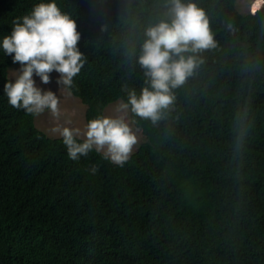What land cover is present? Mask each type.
Segmentation results:
<instances>
[{"label": "trees", "instance_id": "16d2710c", "mask_svg": "<svg viewBox=\"0 0 264 264\" xmlns=\"http://www.w3.org/2000/svg\"><path fill=\"white\" fill-rule=\"evenodd\" d=\"M236 1L191 0L216 47L162 120L135 118L147 141L123 167L95 150L69 159L61 136L12 107L7 69L21 65L0 46V264H264V7L242 13ZM40 2L52 0H0V45ZM55 2L81 34L86 62L66 89L87 124L126 100L122 85L145 86L131 52L168 19V0ZM245 109L237 152L233 118Z\"/></svg>", "mask_w": 264, "mask_h": 264}, {"label": "clouds", "instance_id": "9594fccd", "mask_svg": "<svg viewBox=\"0 0 264 264\" xmlns=\"http://www.w3.org/2000/svg\"><path fill=\"white\" fill-rule=\"evenodd\" d=\"M262 7L264 0H253L250 11L254 15ZM167 15L168 19L145 28L139 55L134 49L131 52L145 77V86L139 93L122 85L126 100H119L113 115H99L89 120L83 132L80 128L59 125L53 128L63 138L69 159L78 161L95 150L105 160L123 167L139 143L132 127L135 118L148 120L153 125L162 120L176 100L173 90L184 85L203 62L199 54L216 47L205 10L191 0L187 3L168 0ZM227 27L232 29L231 24ZM80 38L76 21L55 0L35 4L28 15L17 18L11 34L4 36L0 45L6 55L14 54V63L21 65L14 72V82L9 80L4 85L8 103L33 116L47 110L58 119L60 98L51 90L37 87L33 75L48 84L50 73L56 71L59 73L57 84L71 88L73 78L86 62V56L78 48ZM129 113L133 117L131 121ZM246 115L245 109L243 115L238 112L233 118L236 123L234 151L237 152L243 150L250 127L246 125ZM96 170L95 166L91 169L93 173Z\"/></svg>", "mask_w": 264, "mask_h": 264}, {"label": "rangeland", "instance_id": "374dc122", "mask_svg": "<svg viewBox=\"0 0 264 264\" xmlns=\"http://www.w3.org/2000/svg\"><path fill=\"white\" fill-rule=\"evenodd\" d=\"M252 3L253 0H237L236 7L240 12L244 13L250 11ZM20 67L21 66L12 65L7 69L9 80H13L14 82V72H17ZM58 78L59 73L53 71L50 73V82L48 84H44L41 82L39 76H36L35 74L33 75V79L35 80L37 87L45 91L51 90L60 98V117L58 119L54 118L47 110L43 114L35 116L34 118L35 125L50 137L60 136L58 132L53 131V128L58 125L69 128H80L82 132L86 125L84 119L85 105L77 97L69 93L65 87H61V85H58ZM118 102L119 100L108 104L104 109L103 115H113L115 106ZM128 118L131 121L130 115ZM132 127L133 130L136 131L139 140L138 145L135 147L136 149L140 143L147 141V138L142 129L137 128L136 126H134V124H132Z\"/></svg>", "mask_w": 264, "mask_h": 264}]
</instances>
